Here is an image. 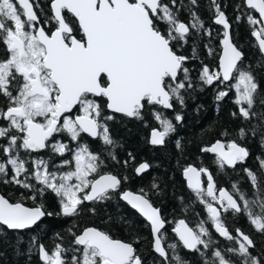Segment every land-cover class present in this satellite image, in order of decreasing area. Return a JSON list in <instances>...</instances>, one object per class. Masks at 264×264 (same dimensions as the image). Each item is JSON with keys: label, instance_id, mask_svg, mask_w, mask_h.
Instances as JSON below:
<instances>
[{"label": "snow or ice", "instance_id": "snow-or-ice-1", "mask_svg": "<svg viewBox=\"0 0 264 264\" xmlns=\"http://www.w3.org/2000/svg\"><path fill=\"white\" fill-rule=\"evenodd\" d=\"M190 3L196 5L197 0ZM244 3L248 9L259 13L258 17L248 15L247 20L250 25L258 26L253 28L252 35L264 54V0H244ZM212 4L216 12L214 23L224 28L222 55L217 70L202 66L199 79L207 85L234 81L227 87L235 89L234 103L239 105V114L250 121L257 117L253 108L260 85L251 68L244 64V52L232 40L231 24L225 12L217 0H212ZM182 6V0L179 5L178 0H169V3L162 0H51L52 16L41 23L36 11L39 4L34 7L33 0H0V42L8 52L6 59H0V95L8 101L6 108H0V119L7 122V126H0V139H7V144L0 145L7 157L0 160V175H9V165L13 173L10 180L4 182L29 189L26 199L33 201L51 190L59 197L61 205V211L55 215L67 217L79 215L85 202L95 204L120 195L146 218L153 236L152 247L159 254L161 264H186L176 252L177 244L165 247L166 235L162 229L167 221L161 210L153 205L143 189L139 193L120 191L127 178L102 172L101 154L91 151L81 140L82 133L88 134L91 138L99 137L105 146L115 148L116 141L107 124L114 117L104 115L105 108L114 114L143 119L146 106L173 109L174 100L184 104L182 90L191 88L193 83L190 70L185 66L189 57L178 55L176 44L187 43L193 31L204 30L209 36L212 32L205 29L195 12L191 13L190 22L181 21L179 9ZM65 12L75 18V25ZM50 21L55 22L54 30H46ZM161 23L165 25L163 29ZM212 51L209 47V54ZM227 95L228 91H218L216 98L222 100ZM100 98H104L105 103L102 104ZM260 102L264 104V100ZM152 115L163 130L153 129L150 143L163 145L165 137L174 132L175 127L161 112L153 111ZM175 119L180 121L183 117L177 114ZM249 131L253 136L259 131L264 139V112ZM62 134H67L68 142L55 139ZM246 134L245 128L239 130V137ZM70 142H77L75 148ZM21 149L25 156L21 155ZM48 149L61 157L70 154L60 165L67 166V171H49L51 157L35 158L34 169L29 170L27 163L31 154ZM201 151L214 153L221 170L226 165L235 168L250 155L248 148L236 139L216 140ZM108 157L116 159L112 151L108 152ZM129 158L135 160L131 153ZM123 163L126 166L129 161ZM150 167L148 162H142L135 171L141 174ZM260 169L264 171V160H260ZM244 171L255 188V199L247 198L236 184L232 185L233 193L219 189L217 195L213 175L207 168L190 165L184 169L188 187L205 204L215 231L236 245L223 251L217 247L210 254L206 253L202 249H212L213 241L205 221H198L193 228L180 219L172 231L184 248L207 256L205 264H264V254L253 255V239L240 229H235L237 235L233 236L225 223L226 217L222 219V213L247 212L255 229L264 233V176H258L252 169ZM202 173L206 176V187ZM30 177L41 187L31 183ZM152 188L158 189L159 185L154 182ZM253 206L260 208L259 214L253 213ZM90 211L95 212V208ZM52 215L54 213L46 211L43 203L29 207L22 201L13 202L0 195V226L7 229H30L42 217ZM72 235L74 244L82 246V255H73L66 261L63 254L68 249L62 245H55L50 252L40 244L38 250L45 264H144L134 246L139 236L134 242H127L96 227ZM30 243L36 247V238Z\"/></svg>", "mask_w": 264, "mask_h": 264}, {"label": "trees", "instance_id": "trees-1", "mask_svg": "<svg viewBox=\"0 0 264 264\" xmlns=\"http://www.w3.org/2000/svg\"><path fill=\"white\" fill-rule=\"evenodd\" d=\"M50 1L39 0L38 10L51 12ZM162 2L169 3V0ZM182 3L183 6L179 9L181 21L190 22L191 13L195 12L204 22L205 29H210L212 32L209 36L204 30L198 33L193 31L187 43L176 44L177 54L189 57L185 66L190 70L193 83L191 88L182 90L184 104L181 105L174 100L173 110H166L162 106H146L143 119L113 114L104 109L105 115L114 117L107 121V124L116 146L115 148L105 146L99 140L96 141L94 148L95 153L101 154L104 159L102 172L127 178L123 180L120 191L129 189L139 193L143 189L148 193L153 205L161 210L162 216L167 221L164 230L165 247L175 243L176 252L186 264H205L208 257L196 251L186 250L172 231L179 219H185L193 228L198 221H205L213 241L212 249H202L206 253L210 254L217 247L223 251L236 245L233 241L220 237L215 231L208 218L205 204H202L187 187L183 179V170L192 164L198 168L210 169L219 189L226 187L233 193L232 185L236 184L245 192L247 198H256L255 188L244 169H252L258 176H264V171L260 169V160H264V139L259 131L255 136L249 131L250 126L258 124V116L264 112V104L260 102L264 100V55L259 51L256 39L252 35L253 28L258 26L250 25L247 20L248 15L258 17L257 13L253 9H248L244 0H217L231 24L233 42L244 52V64L251 68L260 85L259 95L253 108L257 117L246 121L239 114V105L234 103L235 89L229 90L227 87L231 83L214 82L212 85H207L199 79L203 65H207L211 70L218 69L222 50L224 28L214 23L216 12L212 0H197L196 5H192L190 0H182ZM179 4L180 0H178ZM160 26L162 29L165 27L163 23ZM209 47L213 50L212 54L208 52ZM218 91H228V95L222 100H217ZM153 111L161 112L175 127V131L165 137L164 145L159 147L152 146L149 140L152 129L158 127L163 130L162 125L154 119ZM233 112L237 115H232ZM177 114L183 119L177 121L175 119ZM241 128H245L247 133L243 138L238 135ZM232 139L247 147L250 153L249 157L244 162L238 163L235 168L225 166L221 170L216 163L215 155L201 151L203 147L210 146L216 140L228 142ZM109 151L114 153L115 160L108 157ZM129 153L135 157L134 161L130 160ZM125 160L129 161L126 166L123 163ZM142 162H148L151 167L148 172L138 176L135 169ZM154 182L159 185L158 189L152 188ZM0 191L13 202L22 201L27 206L43 203L46 211L54 213L52 216H45L33 228L26 230L15 231L0 226V264H45L38 250L40 244L50 252L55 245H62L68 249L63 254L66 261H70L73 255L80 257L82 247L74 244L72 233L78 235L89 226L97 227L110 233L114 238L127 242H134L139 236V242L134 246L141 254L144 264H161V258L152 247L153 237L150 230H145L137 215L120 199V195H114L111 200L95 204L85 202L83 211L79 215L67 217L55 215L61 211V205L59 197L52 191H46L43 197L36 201L26 199L29 194H12L4 189ZM92 208H95V212L90 211ZM252 211L254 214H259L260 208L253 206ZM225 217V223L233 236L237 235L235 229H240L253 239L255 242L253 255L264 254V233L255 229L247 212L222 213V219ZM33 237L36 238V247H32L30 243ZM169 252L171 255L170 249ZM228 255L231 256V253Z\"/></svg>", "mask_w": 264, "mask_h": 264}, {"label": "flooded vegetation", "instance_id": "flooded-vegetation-1", "mask_svg": "<svg viewBox=\"0 0 264 264\" xmlns=\"http://www.w3.org/2000/svg\"><path fill=\"white\" fill-rule=\"evenodd\" d=\"M38 2H39V0H33L34 7L36 6V4ZM36 11H37V15L41 17V20H40L41 23H43L45 19L50 18L52 16V11L47 13L45 10H41V9L38 10V8H36ZM47 15H48V17H47ZM65 15L75 25V23H76L75 18L72 17V15L70 13H67V12H65ZM54 27H55V22L50 21L49 25L46 27V30H54ZM77 35L79 38L80 34H79L78 30H77ZM7 56H8V52L6 50V46L3 44V42H0V59H6ZM100 102L102 104L105 103L104 98H100ZM7 106H8L7 99L4 96L0 95V108H6ZM107 111H109V110H107ZM104 115H105V113H104ZM0 126H7V122L4 121L3 119H0ZM55 139L68 142L67 134H62L60 136H57V137H55ZM99 140L102 141L99 137L94 139V138L89 137L88 134L82 133L81 142L87 143L90 146V150L93 151L94 153H95L94 145H95L96 141H99ZM5 144H7V139L6 138L0 139V145H5ZM76 144H77V142H70V146L73 148H75ZM21 155L22 156L26 155L24 150H22V149H21ZM40 157H42L44 159H48L49 157H51V163L49 164V171H57L59 173V172L68 170L67 166L60 167V165L62 164V161L64 159L70 158V155L68 153H66L63 157H61L59 154L52 153L51 150L48 149V150H41L38 154L37 153L31 154V159H29L28 163H27V167L29 168L30 171H32L34 169V163H33L34 159L40 158ZM6 159H7V157L4 155L3 149L0 148V160H6ZM53 165H56V167H53ZM8 167H9V175L7 177L0 175V189H4V190H6L12 194H30L29 189H24L15 183L4 182L5 180H10L11 175L13 174L11 171V166L9 165ZM73 167H74V164H73ZM105 173H108V172H105ZM21 179H23V176H21ZM30 182L33 183L36 187H41V185L35 180L34 177H30ZM73 182H75V180H73ZM49 191H51V190H49ZM0 193H2V192L0 191ZM130 209L132 210V212H134L137 215L138 219L140 220L141 225L145 228V230L146 229L150 230L148 222L141 215H139V213H137L135 210H133L132 208H130ZM150 232H151V230H150ZM151 235H152V233H151Z\"/></svg>", "mask_w": 264, "mask_h": 264}, {"label": "water", "instance_id": "water-1", "mask_svg": "<svg viewBox=\"0 0 264 264\" xmlns=\"http://www.w3.org/2000/svg\"><path fill=\"white\" fill-rule=\"evenodd\" d=\"M163 1V0H162ZM254 10V9H253ZM256 13H257V15L259 16V13L256 11V10H254ZM219 26H221V27H223L222 25H219ZM229 31H230V33H231V28L229 29ZM232 37V36H231ZM223 40V39H222ZM223 46H222V41H221V48H222ZM221 55H222V50H221V54H220V57H221ZM264 55V54H263ZM219 60H220V58H219ZM229 83H232V81H229V82H225L224 84H229ZM165 109V108H164ZM173 109H174V107H173ZM173 109H166V110H173ZM109 112H111L110 110H109ZM112 113V112H111ZM114 114V113H113ZM118 115H123V114H118ZM125 116V115H124ZM131 118H133V117H131ZM154 129H158V130H161L160 128H158V127H156V128H154ZM153 130V129H152ZM152 130H151V132H152ZM162 131V130H161ZM151 132H150V136H149V140H150V138H151ZM98 138V137H97ZM94 139H96V138H94ZM213 143H215V142H213ZM212 143V144H213ZM151 144V143H150ZM152 145V144H151ZM164 145V144H163ZM163 145H152V146H156V147H159V146H163ZM210 154H212V155H215L214 153H210ZM216 156V155H215ZM238 165V164H237ZM236 165V166H237ZM190 166V165H189ZM191 166H194V167H196L197 169H199L196 165H194V164H192ZM235 166V167H236ZM138 167V166H137ZM226 167H228V168H232V167H229V166H227L226 165ZM149 170H150V168H149ZM149 170H147L146 172H148ZM211 173H212V171L210 170V169H208ZM136 172V171H135ZM146 172H144V173H146ZM183 172H184V170H183ZM144 173H141V174H137L138 176H141V175H143ZM111 174H113V173H111ZM115 175V174H114ZM213 175V174H212ZM119 177V176H118ZM213 178H214V176H213ZM183 179L185 180V182H186V185H187V187H188V184H187V179H186V177L183 175ZM201 179H202V181L204 182V186L206 187L207 186V180H206V176L202 173L201 174ZM214 181H215V178H214ZM215 185H216V189H217V195H218V191H219V188L217 187V183H216V181H215ZM189 188V187H188ZM190 189V188H189ZM220 189H226L229 193H231L226 187H223V188H220ZM127 190H129V189H127ZM191 190V189H190ZM130 191H132V190H130ZM133 193H138V192H135V191H132ZM0 195H3L2 193H0ZM120 198H121V196H120ZM121 200L124 202V203H126L130 208H132L131 207V205H129L126 201H124L122 198H121ZM86 203H90V202H86ZM27 206V205H26ZM29 207H31V206H29ZM133 209V208H132ZM133 210H135L137 213H139L138 212V210H136V209H133ZM139 215H141L142 216V214H140L139 213ZM162 215V214H161ZM143 217V216H142ZM144 218V217H143ZM42 219H44V217H42L41 218V220ZM145 220H146V218H144ZM181 219H183V218H181ZM40 220V221H41ZM180 220V219H179ZM178 220V221H179ZM185 220V219H184ZM40 221H38L37 222V224L40 222ZM177 221V222H178ZM186 221V220H185ZM187 222V221H186ZM188 223V222H187ZM189 224V223H188ZM189 226L190 227H192L190 224H189ZM6 227V226H5ZM34 227V226H33ZM32 227V228H33ZM89 227H94V226H89ZM166 227H167V223L165 224V228L164 229H162V232L166 229ZM214 227V226H213ZM88 228V227H87ZM97 228V227H96ZM86 229V228H85ZM99 229V228H98ZM215 229V228H214ZM9 230H11V229H9ZM15 231H17V230H15ZM18 231H20V230H18ZM82 233V232H81ZM175 234V233H174ZM219 234V233H218ZM176 235V234H175ZM248 235V234H247ZM219 236H220V234H219ZM153 237V236H152ZM176 237L178 238V236L176 235ZM220 237H222V236H220ZM222 238H224V237H222ZM178 240H179V238H178ZM181 244H182V242H180ZM183 245V244H182ZM80 247H82V246H80ZM186 249V248H185ZM186 250H188V249H186ZM188 251H190V252H193V250H188ZM155 252V251H154ZM156 253V252H155ZM156 254H158V253H156ZM41 255V254H40ZM159 255V254H158ZM42 260V259H41ZM43 261V260H42ZM44 263H45V261H43Z\"/></svg>", "mask_w": 264, "mask_h": 264}]
</instances>
